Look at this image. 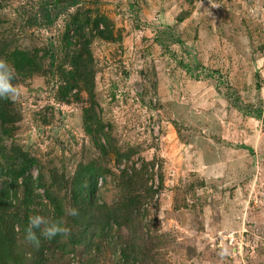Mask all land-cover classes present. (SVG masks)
Wrapping results in <instances>:
<instances>
[{
	"label": "rangeland",
	"instance_id": "374dc122",
	"mask_svg": "<svg viewBox=\"0 0 264 264\" xmlns=\"http://www.w3.org/2000/svg\"><path fill=\"white\" fill-rule=\"evenodd\" d=\"M44 1L0 0V154L36 160L21 215L53 198L77 238L16 223L11 264H264V0Z\"/></svg>",
	"mask_w": 264,
	"mask_h": 264
},
{
	"label": "trees",
	"instance_id": "16d2710c",
	"mask_svg": "<svg viewBox=\"0 0 264 264\" xmlns=\"http://www.w3.org/2000/svg\"><path fill=\"white\" fill-rule=\"evenodd\" d=\"M51 0L44 1L40 6V11L42 14L43 20L47 24H51L53 18L58 15L60 12L68 9L71 5L66 3L63 7H57L55 2ZM53 10H55L53 13ZM60 10V11H57ZM77 87V85H71L66 88V92L68 93L71 88ZM7 113V112H6ZM6 113L4 111H0V132L1 128L7 123L6 121ZM36 165V160L31 157L27 152L19 151V149L14 150L12 155H7L4 152L0 154V178L2 175H8L10 177V182L5 181L0 182V264H11L12 260L18 255L17 251V235L18 233L14 230L15 224L18 223L21 226L22 237L25 239L26 228L28 226V215L27 213L21 215L24 212H29V204L33 199V188L34 185H41V180L36 178V180H32L29 171L31 168ZM125 175H123L124 177ZM21 178L22 185L24 183V196L21 200V203L25 204L24 212L21 213L22 208L20 209L19 204L17 203V187H18V179ZM124 180V179H123ZM47 194V193H46ZM131 194V193H130ZM48 197V195H47ZM138 197L131 194V200H133V205L140 204L141 201H136ZM51 202L54 206L55 211H59L61 209V204L55 201V199L50 198ZM101 205L99 207H103ZM78 211H81L76 215L75 223H80L85 220L86 213L83 212L82 208H78ZM110 214H117V210H113ZM114 222L121 225L119 219L116 217L113 219ZM69 236L72 239L77 238V235L74 232H71ZM78 242V241H77ZM127 247L124 248L122 253V258L124 261H129L131 259V254L128 253Z\"/></svg>",
	"mask_w": 264,
	"mask_h": 264
},
{
	"label": "clouds",
	"instance_id": "9594fccd",
	"mask_svg": "<svg viewBox=\"0 0 264 264\" xmlns=\"http://www.w3.org/2000/svg\"><path fill=\"white\" fill-rule=\"evenodd\" d=\"M16 79V70L7 60L0 59V100H15L20 95V90L14 85ZM42 192L43 190H39ZM50 215L36 214L29 217L26 228V241L39 247L41 239L52 240L57 236H68L70 229L64 225L63 220L54 218L55 209L49 205ZM72 216L78 215L75 208L68 209Z\"/></svg>",
	"mask_w": 264,
	"mask_h": 264
}]
</instances>
